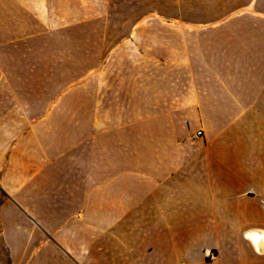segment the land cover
Instances as JSON below:
<instances>
[{
    "label": "crops",
    "instance_id": "0c3cea01",
    "mask_svg": "<svg viewBox=\"0 0 264 264\" xmlns=\"http://www.w3.org/2000/svg\"><path fill=\"white\" fill-rule=\"evenodd\" d=\"M47 1L0 0V47L38 33ZM256 11V0H225L207 13L220 16L215 22L130 26L137 33L136 73L116 75V83L105 72L88 103L74 110L85 113L74 120L87 115V152L77 150L83 141L72 151H43L39 135L47 118L33 133L32 103L0 98V192L6 197L0 210L26 222L24 211L38 208L42 193L63 206L88 209L82 219L72 218V229L63 228L73 243L39 249L33 264H264V23L254 22ZM160 31L168 36L141 35ZM210 62L231 64L234 72L212 78L194 73V64ZM244 64L248 85L225 86L224 78L240 79ZM28 92L10 88L0 96ZM126 111L151 119L152 142L164 149L153 157L159 178L151 194L137 201L111 195L116 180L107 145L120 140L112 133V112ZM181 118L202 131L187 151H180L176 145L184 141L171 134ZM13 129L24 130L15 137ZM163 154L182 159L163 168ZM125 175H118L122 184ZM65 176L73 177L72 184H65ZM97 176H105L102 183Z\"/></svg>",
    "mask_w": 264,
    "mask_h": 264
},
{
    "label": "rangeland",
    "instance_id": "374dc122",
    "mask_svg": "<svg viewBox=\"0 0 264 264\" xmlns=\"http://www.w3.org/2000/svg\"><path fill=\"white\" fill-rule=\"evenodd\" d=\"M47 4L46 15L38 16L41 20L38 33L23 42L0 47V90L26 88L29 92L26 96L2 95L0 98H26L28 104L32 103L33 133L38 132L36 127L42 118H47L48 127L40 129L42 134L38 135L43 138L39 141L43 151L48 149L56 155L58 152L72 151L79 141L83 142L77 144L78 151L89 150L87 115L84 121L74 120V115L81 114L82 119L85 115L74 110L78 109V105L88 103L90 92L98 89L101 80L105 79L104 73H112L110 82L116 83L118 80L113 78L136 73L138 47L134 43V35L137 33L131 31L130 26L137 23L168 26L215 22L220 16L207 13L220 9L225 0H48ZM256 9L257 20L254 22L264 23V0H256ZM144 34L168 36V32L164 31L141 33ZM193 66L194 73L204 72L209 78L217 73L223 76L227 72H234L231 64L210 62L203 67L201 64ZM239 67L240 79L224 78L225 86L238 83L248 85L249 65ZM112 119V133L114 138L120 139L107 145V150L114 157L111 162L116 180L111 191L113 200L137 201L147 198L154 188V180L159 178L154 173L153 157L156 155L158 158L161 156L158 153L164 150L161 145L152 142L154 123L151 119L140 117L135 111L112 112ZM185 122V118L178 119L171 129L172 135L184 141L176 145L180 151L190 150L199 130ZM23 130L13 129L14 136L18 137ZM164 131L167 134L168 129ZM121 138L123 143H120ZM12 141L15 144L18 138ZM33 147L36 151L38 146L33 143ZM120 152L124 153V159L118 157ZM163 156L166 158L161 160L163 168H174L175 163L180 162L176 158L182 159V156H175L170 164V156ZM50 160L51 163L53 160ZM117 173L126 174L123 184ZM104 178L97 176V183H102ZM160 178H164L163 175ZM63 180L69 185L73 177L65 176ZM52 195L50 193L49 197ZM47 196L42 193L38 201L40 206L24 211L25 220L28 219L26 222L32 219L29 224H20L24 218L13 217L8 209L1 207L0 264L37 263L39 249L73 243L71 235H65L63 228L72 229V218L82 219L88 209L63 206L59 199H49ZM4 198L0 192V204ZM10 220L13 224H10Z\"/></svg>",
    "mask_w": 264,
    "mask_h": 264
},
{
    "label": "built area",
    "instance_id": "2783aa9c",
    "mask_svg": "<svg viewBox=\"0 0 264 264\" xmlns=\"http://www.w3.org/2000/svg\"><path fill=\"white\" fill-rule=\"evenodd\" d=\"M202 135V131H199L198 133H197V136H201Z\"/></svg>",
    "mask_w": 264,
    "mask_h": 264
}]
</instances>
